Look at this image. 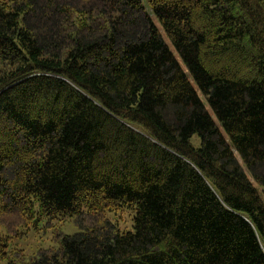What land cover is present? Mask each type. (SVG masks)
Here are the masks:
<instances>
[{
    "label": "trees",
    "instance_id": "trees-1",
    "mask_svg": "<svg viewBox=\"0 0 264 264\" xmlns=\"http://www.w3.org/2000/svg\"><path fill=\"white\" fill-rule=\"evenodd\" d=\"M3 262L264 264V0H0Z\"/></svg>",
    "mask_w": 264,
    "mask_h": 264
},
{
    "label": "rangeland",
    "instance_id": "rangeland-1",
    "mask_svg": "<svg viewBox=\"0 0 264 264\" xmlns=\"http://www.w3.org/2000/svg\"><path fill=\"white\" fill-rule=\"evenodd\" d=\"M208 109L212 113L211 109ZM192 143L195 147L200 146L201 140L198 135L193 136ZM84 211L86 212V209ZM105 217L117 224L123 231L133 229L134 210L132 209L124 208L116 212H107ZM76 218L78 216L44 219L37 226L32 227L28 233L14 239L10 243L9 250H23L27 256H30L38 254L42 249L59 247L63 234L72 235L80 231V227L75 222Z\"/></svg>",
    "mask_w": 264,
    "mask_h": 264
}]
</instances>
